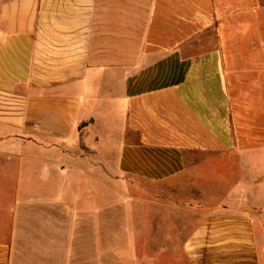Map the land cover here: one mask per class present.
I'll return each mask as SVG.
<instances>
[{"label":"crops","instance_id":"1","mask_svg":"<svg viewBox=\"0 0 264 264\" xmlns=\"http://www.w3.org/2000/svg\"><path fill=\"white\" fill-rule=\"evenodd\" d=\"M106 189L264 264V0H0V264H105Z\"/></svg>","mask_w":264,"mask_h":264},{"label":"rangeland","instance_id":"2","mask_svg":"<svg viewBox=\"0 0 264 264\" xmlns=\"http://www.w3.org/2000/svg\"><path fill=\"white\" fill-rule=\"evenodd\" d=\"M108 168H112V166ZM108 168H106L107 173L109 171ZM113 180L128 184L133 182L131 178L123 176L117 178V176L106 175V182L111 183ZM121 193V198L125 203L127 202V207L126 205H110L108 202H106L105 206V220L103 221L105 223V264H186V257L183 253V245L186 239L166 237L168 234L177 235L178 233L162 232L163 223L157 221V217L160 214L163 216L178 214V217L184 214L186 217L190 215L186 211L195 208L184 207V212L182 210L163 208L165 212L160 213L162 208L159 205L153 206L145 202L144 198L146 195L144 192L122 191ZM162 193L164 194V192L157 190L154 198L162 199ZM117 194L119 192L106 189V200L112 201L113 198H117L120 201L121 198ZM129 201H132V204H129ZM130 205H133V207ZM218 209L221 208L209 206V208L205 209V213H214ZM130 210H134L131 216L128 215ZM244 210L245 208L242 211L244 212ZM246 211L249 215H257V212L251 208L246 209ZM261 212L264 215V208H262ZM169 219L171 218L169 217ZM99 223L102 224V218H100ZM262 225H264V216L262 220L256 219L254 221L258 248L262 253V261L264 262V239L260 235V231H262L260 226ZM100 235H102L101 231ZM87 242L86 245L89 244L90 248L91 242ZM94 244H96V236ZM101 246L102 239H100L99 247L101 248Z\"/></svg>","mask_w":264,"mask_h":264}]
</instances>
